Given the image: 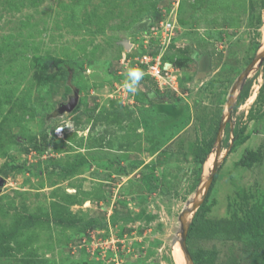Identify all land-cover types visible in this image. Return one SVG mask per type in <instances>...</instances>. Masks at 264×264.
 <instances>
[{"label": "rangeland", "instance_id": "1", "mask_svg": "<svg viewBox=\"0 0 264 264\" xmlns=\"http://www.w3.org/2000/svg\"><path fill=\"white\" fill-rule=\"evenodd\" d=\"M263 52L264 0H0V264H189L218 147L189 254L264 264Z\"/></svg>", "mask_w": 264, "mask_h": 264}, {"label": "water", "instance_id": "2", "mask_svg": "<svg viewBox=\"0 0 264 264\" xmlns=\"http://www.w3.org/2000/svg\"><path fill=\"white\" fill-rule=\"evenodd\" d=\"M263 59H264V52L258 58H256V60H254L253 63H255L257 61H262ZM252 66H253V64H251L249 66V68L247 69V71H245L244 74L239 78V82H241V81L244 80V78L247 76V73L251 70ZM236 88H237V85L235 86L234 91H233V93H232V95H231V97L229 99V103H228L229 114L231 113V111L233 109V106H234L233 97H234V93H235ZM76 101H77V96L73 100L74 104H75ZM72 109H73V107L72 108L71 107L69 108V110H72ZM219 145H220V142H219ZM220 152H221V149L218 147L216 161L214 163V168H213L212 173L210 174V176H209V178H208V180H207V182L205 184L204 197L206 196V194L208 193V191L210 190V188L212 186V183H213V180H214V177H215L217 168H218V156H219ZM1 183L2 184L4 183V180L2 178H0V184ZM203 201H204V199L201 202H199L196 205H194L188 211L184 212V217H183L184 220H182L183 223H184V225H183L182 239L180 241V245H181V248H182L183 253L185 254V256L187 257V259L189 261V264H193V260L191 259V256L189 254V250H188V247H187L188 231H189V228H190V225H187L186 224V222H187V215L190 214V213H196V211L202 205Z\"/></svg>", "mask_w": 264, "mask_h": 264}, {"label": "built area", "instance_id": "3", "mask_svg": "<svg viewBox=\"0 0 264 264\" xmlns=\"http://www.w3.org/2000/svg\"><path fill=\"white\" fill-rule=\"evenodd\" d=\"M163 25V24H162ZM164 27V25H163ZM165 29L166 31L170 29V25H165ZM164 29V31H165ZM165 31V32H166ZM157 58L151 57L149 54L147 55H143L141 57V63L143 65H146L148 68V72H151L152 76L156 77L157 79H161V84L163 85H168L170 84V79L171 78H177L178 72H176L172 65L169 63H163L162 59L159 57L158 60H156ZM170 72V74H169Z\"/></svg>", "mask_w": 264, "mask_h": 264}, {"label": "trees", "instance_id": "4", "mask_svg": "<svg viewBox=\"0 0 264 264\" xmlns=\"http://www.w3.org/2000/svg\"><path fill=\"white\" fill-rule=\"evenodd\" d=\"M246 92V87L244 85H242L241 87V90L238 94L239 97H241V95ZM212 144H214V141L211 142ZM212 144L211 146L208 147V153H206L202 159H201V163L202 164H205L206 163V160H207V157L208 155L210 154V150L212 149ZM257 157V156H256ZM246 159V155L243 156V158L241 159L245 161ZM214 186V182L212 183V186L210 188V190L208 191V193L206 194V196L204 197V201H203V204L200 206V208L197 210L194 218H193V221L192 223L190 224V228H189V231H188V239H187V242H189L194 234V231L197 227V224H198V218L201 216V214L203 213L204 209H205V206H206V203L208 202V199L210 197V194H211V190ZM247 226H250V231H255L256 230V226L253 224V217L252 216H249L248 217V222H247Z\"/></svg>", "mask_w": 264, "mask_h": 264}, {"label": "clouds", "instance_id": "5", "mask_svg": "<svg viewBox=\"0 0 264 264\" xmlns=\"http://www.w3.org/2000/svg\"><path fill=\"white\" fill-rule=\"evenodd\" d=\"M128 79L125 81L124 87L127 88L130 92L135 93L136 85L141 80L143 73L139 70L131 69L127 73ZM62 127L57 128L56 131L62 132Z\"/></svg>", "mask_w": 264, "mask_h": 264}]
</instances>
